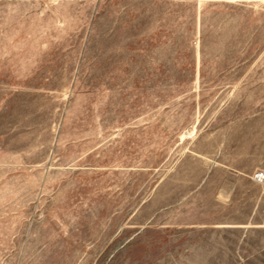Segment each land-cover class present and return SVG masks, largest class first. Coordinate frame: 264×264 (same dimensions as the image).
Wrapping results in <instances>:
<instances>
[{"label": "rangeland", "instance_id": "374dc122", "mask_svg": "<svg viewBox=\"0 0 264 264\" xmlns=\"http://www.w3.org/2000/svg\"><path fill=\"white\" fill-rule=\"evenodd\" d=\"M0 264H264V0H0Z\"/></svg>", "mask_w": 264, "mask_h": 264}, {"label": "bare ground", "instance_id": "6f19581e", "mask_svg": "<svg viewBox=\"0 0 264 264\" xmlns=\"http://www.w3.org/2000/svg\"><path fill=\"white\" fill-rule=\"evenodd\" d=\"M33 248V247H32ZM34 250H36L37 249V245L33 248Z\"/></svg>", "mask_w": 264, "mask_h": 264}]
</instances>
